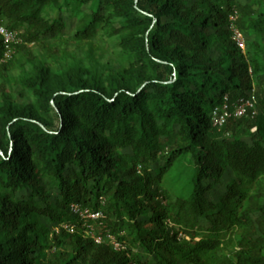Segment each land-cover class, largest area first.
<instances>
[{
	"label": "trees",
	"instance_id": "16d2710c",
	"mask_svg": "<svg viewBox=\"0 0 264 264\" xmlns=\"http://www.w3.org/2000/svg\"><path fill=\"white\" fill-rule=\"evenodd\" d=\"M0 25V264H264V0H0Z\"/></svg>",
	"mask_w": 264,
	"mask_h": 264
},
{
	"label": "built area",
	"instance_id": "2783aa9c",
	"mask_svg": "<svg viewBox=\"0 0 264 264\" xmlns=\"http://www.w3.org/2000/svg\"><path fill=\"white\" fill-rule=\"evenodd\" d=\"M0 37L2 38V42L4 45V54H3V58L1 60H6V59H9L13 54V49L11 48V43L17 42L19 39L17 37L16 32H11L4 25H0ZM233 38L235 39L237 46L241 50H243L244 40H243L242 34L234 29ZM253 107H254L253 102L251 100H247L245 102H241L240 105L237 106L235 111H236V114L238 116H242V115L246 114L247 108H253ZM212 115H213L214 124L221 126L226 121V119L231 115V113L228 112L225 108L222 109V112H219L218 109L215 108L212 112ZM72 209L75 213H78L79 216L81 218H84V219H97V218L101 217L100 212H93V213L87 212L86 210H79L77 207H72ZM110 238L112 239L111 236H110ZM95 241L99 242L100 237L99 236L95 237ZM112 243L115 247L119 248V244L117 242H114L112 240Z\"/></svg>",
	"mask_w": 264,
	"mask_h": 264
},
{
	"label": "rangeland",
	"instance_id": "374dc122",
	"mask_svg": "<svg viewBox=\"0 0 264 264\" xmlns=\"http://www.w3.org/2000/svg\"><path fill=\"white\" fill-rule=\"evenodd\" d=\"M64 21H65L64 32L67 33V34L72 35V34H73V29H74V22H73V20L65 19ZM69 48L74 50V47H73V46H69ZM34 51L36 52L35 49H34ZM16 74H17V70H16V69H12V70H10V71L8 72V75H9V76H6V77L4 78L5 81H6V83H10V82H9V81H10V77H13V76L15 77ZM236 108H237V107H235V109H236ZM235 109L233 110L232 115L238 117V115L236 114ZM86 231H87V230H86Z\"/></svg>",
	"mask_w": 264,
	"mask_h": 264
}]
</instances>
